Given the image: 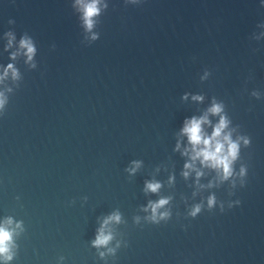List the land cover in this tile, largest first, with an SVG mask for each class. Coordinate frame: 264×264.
<instances>
[{
    "label": "water",
    "instance_id": "water-1",
    "mask_svg": "<svg viewBox=\"0 0 264 264\" xmlns=\"http://www.w3.org/2000/svg\"><path fill=\"white\" fill-rule=\"evenodd\" d=\"M99 7L88 30L77 0H0V264H264V0ZM205 115L227 178L192 159Z\"/></svg>",
    "mask_w": 264,
    "mask_h": 264
},
{
    "label": "clouds",
    "instance_id": "clouds-1",
    "mask_svg": "<svg viewBox=\"0 0 264 264\" xmlns=\"http://www.w3.org/2000/svg\"><path fill=\"white\" fill-rule=\"evenodd\" d=\"M81 5V10L83 13V21L88 30L93 27L94 20L93 18L99 14L100 0H77ZM11 35V34H9ZM95 38V37H93ZM11 44V40L9 41ZM20 45L22 48L26 49V54L28 58L31 59L35 49L29 39H21ZM15 56V53L13 54ZM11 69L13 76H16V71L13 69L11 64L8 65V68L5 70V75L7 71ZM3 79V77H0ZM3 94L0 93V96ZM195 99H201V97H194ZM4 100L0 99V106H3ZM209 111L213 114H218L221 112V106L214 104ZM208 122L207 116H203L199 119L193 117L190 121L185 122L183 132L188 135L189 141L193 146V156L192 159L195 160L197 157L202 158V162L209 164L210 166L221 169L223 172L222 178H227L232 174V162L236 159L238 155V144L231 140L229 134H224L222 136L223 129L227 126L228 121L221 118L220 122L215 126L214 131L211 136H205L202 132V124ZM186 167H192L191 164H187ZM199 175V172L197 173ZM187 175V173H185ZM159 183H148L147 188L155 192L159 189ZM167 203L166 199H161L155 204H152V210L155 213L156 209L163 206ZM214 203V198L209 199V204ZM199 211V206L193 210V215ZM109 219L118 220V216L110 217ZM107 223V221H105ZM110 235H105L103 229H101L100 234L97 239L94 241L96 245H104L110 239ZM11 240V232L4 228L0 227V254L8 252V242ZM10 258V257H6Z\"/></svg>",
    "mask_w": 264,
    "mask_h": 264
}]
</instances>
